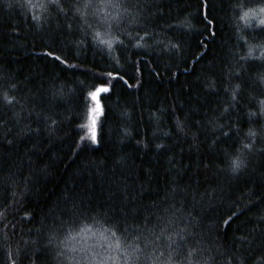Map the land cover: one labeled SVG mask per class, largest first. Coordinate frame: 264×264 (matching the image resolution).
Segmentation results:
<instances>
[{"label": "trees", "instance_id": "1", "mask_svg": "<svg viewBox=\"0 0 264 264\" xmlns=\"http://www.w3.org/2000/svg\"><path fill=\"white\" fill-rule=\"evenodd\" d=\"M261 7L60 0L44 11L0 0V264L98 261L105 247L66 239L85 225L183 229L175 264L189 249L194 264H264V25L240 19ZM109 13L111 49L95 38ZM98 87L109 90L93 143L82 125ZM151 254L137 264L165 258Z\"/></svg>", "mask_w": 264, "mask_h": 264}, {"label": "snow or ice", "instance_id": "2", "mask_svg": "<svg viewBox=\"0 0 264 264\" xmlns=\"http://www.w3.org/2000/svg\"><path fill=\"white\" fill-rule=\"evenodd\" d=\"M28 6L30 8H36L38 10L46 11L47 4L54 3L59 4L60 0H26ZM84 9H87L92 5L94 0H81ZM78 12H81V9H77ZM99 12V9L96 10ZM259 13H264V7L259 9ZM257 15L256 11H244L241 15L240 19L247 21L250 16L255 17ZM109 13L108 16H105L101 21L100 24L105 26V31L102 33L101 31L95 32L96 40L103 45H106L109 49L113 47V39L111 37L110 29L112 27V22L115 21L118 23V17L111 16ZM39 19L38 16L34 17ZM261 25H264V18L259 20ZM111 37V38H110ZM119 42V41H117ZM139 46V45H137ZM52 55V53H48ZM251 50L249 51V56H251ZM261 56L264 57V52L261 53ZM56 60H60L59 56L54 57ZM244 58V57H242ZM63 62V61H61ZM111 75V73H109ZM262 82H264V75L261 76ZM110 83V82H109ZM239 86H237L238 90ZM109 90L108 87H98L95 91L89 92V97L96 103V107L91 108L88 110L86 108L85 112V119L88 123L83 124L82 127H86L88 129L87 138H90L93 143L96 142V121L98 119L97 113L100 112L99 108V100L98 97L101 93H106ZM236 92L233 91L232 97L235 100ZM5 100L9 104L12 103V100L8 97H4ZM261 105V112L264 113V101L260 102ZM251 115H255V113H251ZM249 136H255V132L250 130L248 133ZM86 137L82 135L81 139H85ZM245 148H250L251 145L245 144ZM242 160L239 157L234 158L231 161V169L233 172L238 170L242 166ZM230 219V217H229ZM227 223V221L225 222ZM184 230H175L169 231L167 227L161 228L159 232L150 231L148 235H144L143 233L137 234L135 236H118L117 232L112 229H97L94 230L92 227L85 225L81 227L76 234H70L67 237L68 242H75L80 241L81 249L85 252H94L97 247H105V251L108 254L100 255L99 260H96V257L93 256L91 258V264H117V261L123 257V264H137L140 260V255H142L146 250L151 249V256L149 259H154L156 261H160V257H165L164 260L160 261V264H175L173 257L176 254L177 250L181 247V241L184 240ZM179 237V240H177ZM89 241L93 243L89 244ZM161 248H165L167 250V255L165 256V251L161 250ZM73 251L76 249L73 248ZM159 255H156V253ZM195 256V250L189 249L187 253V264H194L193 257ZM198 264V261L196 262Z\"/></svg>", "mask_w": 264, "mask_h": 264}, {"label": "rangeland", "instance_id": "3", "mask_svg": "<svg viewBox=\"0 0 264 264\" xmlns=\"http://www.w3.org/2000/svg\"><path fill=\"white\" fill-rule=\"evenodd\" d=\"M256 16L259 19L264 18V13H259V11H258Z\"/></svg>", "mask_w": 264, "mask_h": 264}]
</instances>
